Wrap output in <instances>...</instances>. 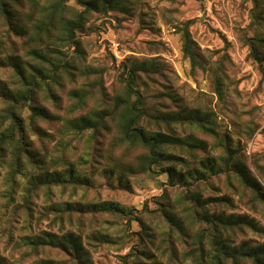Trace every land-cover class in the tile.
Returning <instances> with one entry per match:
<instances>
[{"label": "trees", "instance_id": "1", "mask_svg": "<svg viewBox=\"0 0 264 264\" xmlns=\"http://www.w3.org/2000/svg\"><path fill=\"white\" fill-rule=\"evenodd\" d=\"M136 2L0 0V57L5 59L0 60V65L6 63L15 78L8 86L0 87V174L3 173L0 201L7 205L20 199L26 209L24 224L27 226L34 219L32 194L43 189L49 195L53 187L63 189L66 184L73 187L83 184L87 181L86 175H79L76 164L84 167L90 164L89 169L97 171L99 168L94 165L97 159L105 161V173L119 174L121 179L126 174L150 178L166 174L169 181L183 185L181 182L186 178L201 182L224 175L227 186L233 188L231 181L235 182L241 197L248 198L252 207L264 210V165L255 164L250 169L246 156L231 145V138L217 131L212 111L184 107L172 92L166 98L173 103V108L159 106L160 102L147 103L143 90L157 75H162L163 63L155 58L131 60L118 76L120 89L109 98L99 84L75 83L72 64L60 48L73 47L79 60L83 50L76 34L85 29L89 17L126 12ZM252 3L251 22L264 28L262 1L252 0ZM186 24L180 29L183 52L195 66L198 61ZM246 46L249 57L264 65V36L249 38ZM226 63L229 60L223 54L211 65L219 99L228 80ZM80 73L92 75L96 82L100 77L96 70ZM64 79L73 83L66 91L62 90ZM47 127L53 128L60 137L54 138ZM70 135H88L90 143L84 155L75 160L67 154L69 144L64 140ZM104 141L108 151L101 155L99 146ZM180 151L193 158L194 163L184 173L176 170V164L187 162ZM195 153L203 156L197 158ZM21 191L23 195L19 198ZM169 202L164 200L160 204L161 222H156L154 227L158 238H154L145 222L136 220L140 226L131 233L136 245L122 256L123 264H264V244L243 242L235 246L227 238L235 229L259 232L252 219L242 215H216L206 209L207 205L217 202L231 206L228 197L203 198L198 190L185 189L175 196L172 205ZM172 206L179 213L168 211ZM48 207L53 212L70 210L93 215L107 212L127 221L132 217L129 210L112 202L78 204V208L68 202H56ZM55 219L64 223L60 214H55ZM198 223L205 228L194 231L189 248L178 249L177 242H181L185 228H193ZM42 234L25 233L18 237L15 247L23 251L22 257H31L33 264H56L53 259L37 258L40 248L50 245L63 251L74 263L90 264L81 233ZM85 239L90 245L111 241L103 232H93ZM7 260L0 255V264H14Z\"/></svg>", "mask_w": 264, "mask_h": 264}, {"label": "rangeland", "instance_id": "2", "mask_svg": "<svg viewBox=\"0 0 264 264\" xmlns=\"http://www.w3.org/2000/svg\"><path fill=\"white\" fill-rule=\"evenodd\" d=\"M261 1L264 8V0ZM252 7V0H137L126 12L113 11L89 17L85 29L76 34L83 50L79 60L73 47L60 50L72 64L75 83L99 84L106 98L120 89L118 76L124 68H128L131 60L157 59L165 68L162 75H157L153 83L143 90L147 103L160 102L159 106L173 108V103L166 98V94L172 92L184 107L212 111L216 116L217 131L231 138V145L246 156V162L253 170L255 164L264 165V65L249 57L246 43L255 35L264 36V28L251 22ZM185 24L188 25L187 31L198 61L195 66L183 52L180 29ZM223 54L229 60L225 65L228 80L219 99L214 90L211 65ZM0 60L5 59L0 57ZM87 70L100 73L97 82L93 81L92 75L80 73ZM14 79L12 69L6 63L0 65V87L8 86ZM71 86V80L64 79L62 90L66 91ZM47 129L54 138L60 137L53 128ZM34 139L37 142L35 136ZM64 140L69 144L67 154L71 160L84 155L90 144L88 135H70ZM99 148L101 155L107 152V142L101 143ZM178 153L187 162L176 164V170L184 173L186 167L193 166V158L184 151ZM195 156L200 158L203 154L195 153ZM97 160L94 164L99 168L97 171L89 169L90 164L87 167L76 164L79 175H86L87 181L83 184L77 183L74 187L66 184L63 189L53 187L49 195L43 189L32 194L30 200L34 219L30 226L24 224L26 209L20 199L7 205L0 201V255L14 264H33L31 257H22L23 251L16 249L15 241L19 236L44 232L62 235L71 231L81 233L90 264H123L122 256L136 245L131 237V233L140 226L136 220L140 218L145 222L154 238H158L159 233L154 227L156 222H161L160 204L169 200L172 205L175 196L185 189L198 190L203 198L228 197L231 206L224 202L206 206L212 214L242 215L254 221L260 229L257 233L235 229L232 234H227L233 245L243 242L264 244V210L259 206L252 207L248 198L241 197L235 182L230 180L233 188L227 186L224 175L201 182L186 178L181 182L183 185L175 180L169 181L166 174L154 178L126 174L121 179L119 174L105 173V161ZM21 186L25 188V184ZM21 195L23 191L17 197ZM56 202H68L75 208L78 204L112 202L129 210L132 217L127 221L122 216L107 212L95 215L70 210L71 215L66 211L53 212V208L48 206ZM173 207H169L168 211L179 213L178 208ZM55 214L63 216V224L56 222ZM202 228H205L202 223L185 228L177 248H189L194 231ZM93 232L106 233L111 241L87 244L85 236ZM37 258L53 259L56 264H77L63 251L50 245L40 248Z\"/></svg>", "mask_w": 264, "mask_h": 264}]
</instances>
